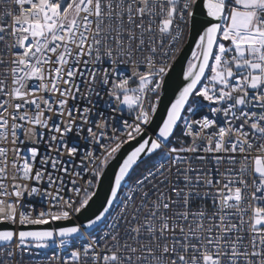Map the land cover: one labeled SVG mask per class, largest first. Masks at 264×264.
Segmentation results:
<instances>
[{
    "label": "snow or ice",
    "instance_id": "obj_1",
    "mask_svg": "<svg viewBox=\"0 0 264 264\" xmlns=\"http://www.w3.org/2000/svg\"><path fill=\"white\" fill-rule=\"evenodd\" d=\"M0 264H264V0H0Z\"/></svg>",
    "mask_w": 264,
    "mask_h": 264
}]
</instances>
